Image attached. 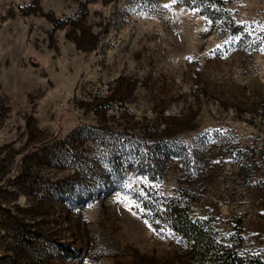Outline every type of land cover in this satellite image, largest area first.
<instances>
[{"label": "rangeland", "instance_id": "obj_1", "mask_svg": "<svg viewBox=\"0 0 264 264\" xmlns=\"http://www.w3.org/2000/svg\"><path fill=\"white\" fill-rule=\"evenodd\" d=\"M182 1L0 0V264H186L134 190L190 192L225 239L241 219L264 259V0H220L237 36ZM123 140L182 157L106 197Z\"/></svg>", "mask_w": 264, "mask_h": 264}, {"label": "trees", "instance_id": "obj_2", "mask_svg": "<svg viewBox=\"0 0 264 264\" xmlns=\"http://www.w3.org/2000/svg\"><path fill=\"white\" fill-rule=\"evenodd\" d=\"M187 9L198 10L212 21H224L233 36L239 35L241 26L236 24L230 13L224 9L220 0H183ZM110 153V170L99 175L95 190L108 197L122 191L120 184L127 179L130 171L149 181H159L158 165L170 159H178L182 154L169 143H150L125 141L117 144L108 141ZM156 148L157 151H150ZM126 163V169L121 168ZM158 168V169H157ZM134 211L149 222L154 231L168 233L180 239L190 250L186 264H264L260 255L242 251V222L236 221L233 226L235 234L225 239L215 230L211 218L201 219L195 216L192 203L195 195L182 191L178 198L160 197L147 190L129 192ZM76 199V195L73 196ZM79 197V196H78ZM57 247L67 258H74L76 252L63 245Z\"/></svg>", "mask_w": 264, "mask_h": 264}]
</instances>
